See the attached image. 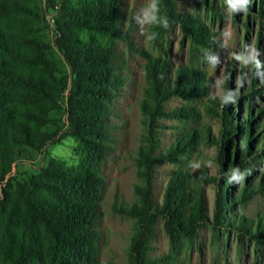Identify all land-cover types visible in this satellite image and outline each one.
Instances as JSON below:
<instances>
[{"label": "trees", "instance_id": "16d2710c", "mask_svg": "<svg viewBox=\"0 0 264 264\" xmlns=\"http://www.w3.org/2000/svg\"><path fill=\"white\" fill-rule=\"evenodd\" d=\"M155 1L162 14L155 27L157 35L178 23L192 48L218 46L201 21L189 14L179 17L175 0ZM214 1L196 2L214 10ZM249 4L246 7L255 11V4ZM258 6V14L264 18V2ZM48 15L53 16L52 25ZM122 17L120 0H0V264L95 262L99 243L95 225L104 185L102 166L111 149L109 106L116 91L115 43L123 37L128 48L133 49L131 26L119 32ZM54 52L64 61L67 72H59ZM146 55L148 87L140 109L147 135L135 159L142 186H135V202L114 206L115 211L135 223L127 264H155L165 259L148 257L147 243L158 219L174 250L183 238L191 243L207 220L203 189L190 187L185 172L174 171L170 176L159 207L152 208L150 196L154 164L176 162L202 139L196 129L189 130L177 136L164 152L153 156V136L159 119L191 120L198 115L195 108L187 105L167 111L163 104L172 96L186 101L200 99L208 95L211 81L204 72L188 66H178L170 76L168 61ZM241 74L238 92L244 97L246 109L243 123L231 121L235 110L228 112L227 99L220 105L208 98L211 106L221 108L216 142L220 172L227 180L239 173L245 177L241 188L232 194L218 185L211 228L213 234L222 228L227 234L232 225L254 239H264V213L258 216L254 229L247 228L243 218L233 217L235 203L243 204L252 192L264 191V172L257 186H251L246 179L251 163L264 161V108L252 112L254 99L264 96V79L258 80L253 64L250 85L243 89V70ZM229 83L227 77L225 89ZM235 105L239 111L240 105ZM59 111L65 115L63 136L74 140L76 162L68 164L50 158L35 172L16 176L13 165L28 150L41 151L56 136L46 126L53 121L51 114ZM201 178L208 180L206 173ZM230 206L231 217H227L225 209ZM169 257L164 261L170 263L173 256ZM222 264L229 263L223 260Z\"/></svg>", "mask_w": 264, "mask_h": 264}, {"label": "rangeland", "instance_id": "374dc122", "mask_svg": "<svg viewBox=\"0 0 264 264\" xmlns=\"http://www.w3.org/2000/svg\"><path fill=\"white\" fill-rule=\"evenodd\" d=\"M196 1L200 2L175 0L176 13L179 17L189 14L201 21L213 34V40L218 43L216 48L213 45L207 48L195 45L192 48L188 36L181 31L178 23H174L162 35H157L155 27L160 23L162 14L155 0H120L123 17L119 32L123 33L131 26L129 34L133 49L128 48L123 37H119L115 43L116 91L109 106L111 149L102 166L104 185L100 194V212L95 225L99 243L94 264L128 262V248L135 233V223L132 218L115 211L114 206L120 207L135 202L137 200L135 186H142L136 174L135 159L137 150L145 144L147 135L145 119L140 109L144 91L148 87L145 73L146 54L168 61L171 66L170 76L178 66H188L204 72L211 81L208 95L200 99L186 101L172 96L163 104L167 111L187 105L195 108L198 115L191 120L159 119L153 136V156L164 152L177 136L189 130L196 129L202 139L176 162L154 164L150 196L152 208L159 207L170 176L174 171L185 172L189 176L190 187L203 189L207 220L197 229L191 243L183 238L174 250L162 221L158 219L152 227V235L147 243L148 257L153 259L165 257L164 260H167L170 259L169 256H173L170 263L162 260L155 264H222L223 260L229 264H264L263 238L254 239L250 234L239 232L232 225L227 229L228 235L225 228L213 234L211 217L218 185L223 186L225 192L232 194L241 188L245 177L239 173L227 180L225 174L220 172L216 159V142L220 136L221 108L211 106L208 101L211 97L221 105L227 99L230 102L228 112L235 110L231 121L236 124L243 123L246 109L244 97L238 92L241 72L242 70L244 72L241 83L243 89L250 85L253 64L258 80L264 79V18L258 14V4L264 0L244 1V6L236 8V11L230 3L223 0L214 1L216 8L214 10L206 3L199 6ZM249 3L255 4V11H250L246 7L250 5ZM52 56L59 72H67V67L59 54L54 52ZM227 77L230 83L228 89H225ZM236 103L240 105L239 111L236 110ZM253 107L252 112L264 108L263 95L254 99ZM51 116L53 121L46 129L49 132H56V136L41 151L28 150L24 158L13 165L16 176L24 177L35 172L50 158L62 159L68 164L76 162L74 140L69 136H63L65 119L63 111L53 112ZM262 121L260 118L259 122ZM233 140L234 136L230 142ZM231 146L235 148L234 145ZM228 154L231 155L232 151H228ZM263 172V160L251 163L247 171V182L251 186H257ZM202 173L207 174L206 182L201 178ZM251 194L250 199L243 204L235 203L236 215L233 217L243 218L242 222L248 226L247 228L254 229L258 216L264 213V191H254ZM230 208L231 206L229 210L225 209L227 217H231Z\"/></svg>", "mask_w": 264, "mask_h": 264}, {"label": "clouds", "instance_id": "9594fccd", "mask_svg": "<svg viewBox=\"0 0 264 264\" xmlns=\"http://www.w3.org/2000/svg\"><path fill=\"white\" fill-rule=\"evenodd\" d=\"M229 3L231 4L233 9H236V8L241 7L243 5L244 0H229ZM146 15H147V13H146Z\"/></svg>", "mask_w": 264, "mask_h": 264}, {"label": "built area", "instance_id": "2783aa9c", "mask_svg": "<svg viewBox=\"0 0 264 264\" xmlns=\"http://www.w3.org/2000/svg\"><path fill=\"white\" fill-rule=\"evenodd\" d=\"M47 17H48L49 24L52 25L53 22H54L53 16L52 15H48Z\"/></svg>", "mask_w": 264, "mask_h": 264}]
</instances>
